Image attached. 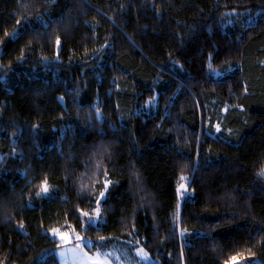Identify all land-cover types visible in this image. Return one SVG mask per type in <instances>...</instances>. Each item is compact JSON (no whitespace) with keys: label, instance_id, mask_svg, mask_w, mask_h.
Here are the masks:
<instances>
[{"label":"trees","instance_id":"1","mask_svg":"<svg viewBox=\"0 0 264 264\" xmlns=\"http://www.w3.org/2000/svg\"><path fill=\"white\" fill-rule=\"evenodd\" d=\"M259 10L0 0V264H59L57 228L162 264H264Z\"/></svg>","mask_w":264,"mask_h":264},{"label":"rangeland","instance_id":"2","mask_svg":"<svg viewBox=\"0 0 264 264\" xmlns=\"http://www.w3.org/2000/svg\"><path fill=\"white\" fill-rule=\"evenodd\" d=\"M262 15H264V10H259L251 15H247L246 22L252 23ZM181 185H183V187H181ZM177 195L180 200L189 195L188 184L184 176L180 177L177 185ZM103 197L104 193L98 201ZM97 208L100 210L99 215L96 214ZM88 214V216H85L87 222L93 225H100L104 222L99 203L92 209V213ZM57 230L62 233L67 232L70 237V241L65 243L60 240L58 235H53L52 231H48V234L61 245V247L55 250V255L59 264H162L159 259L151 257L140 245L134 246L129 243L119 242H112L107 245L104 243L105 239H100L96 242L84 238L85 241H91V243L87 246L77 248L76 245L80 243L76 240V235L78 233L69 229L63 230L57 228ZM79 236L82 237L81 235ZM94 245L97 246L96 249L93 248Z\"/></svg>","mask_w":264,"mask_h":264},{"label":"snow or ice","instance_id":"3","mask_svg":"<svg viewBox=\"0 0 264 264\" xmlns=\"http://www.w3.org/2000/svg\"><path fill=\"white\" fill-rule=\"evenodd\" d=\"M183 179V178H182ZM181 187H183V185H181ZM48 192V187H47V184L45 182V185L42 187V192H38L37 195H42L44 193H47ZM103 195V193H101V196ZM99 208L96 209V214L99 215ZM83 215L85 216H88L89 214L88 213H83ZM53 235H58L60 240L65 242V243H68L70 241V237L68 235L67 232H59L57 229H52L51 230ZM76 240L79 241L80 243H78L76 245L77 248H81L83 246H87L88 244L91 243V241H85L84 238L80 237L78 234L76 235ZM235 258H233L234 260Z\"/></svg>","mask_w":264,"mask_h":264},{"label":"water","instance_id":"4","mask_svg":"<svg viewBox=\"0 0 264 264\" xmlns=\"http://www.w3.org/2000/svg\"><path fill=\"white\" fill-rule=\"evenodd\" d=\"M237 263H240V261H234L231 264H237ZM243 263L246 264L245 262H243Z\"/></svg>","mask_w":264,"mask_h":264}]
</instances>
